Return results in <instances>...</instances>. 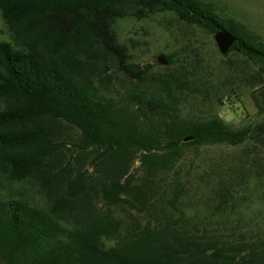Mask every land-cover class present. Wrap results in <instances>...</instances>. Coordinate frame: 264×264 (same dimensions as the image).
Masks as SVG:
<instances>
[{
	"label": "trees",
	"instance_id": "trees-1",
	"mask_svg": "<svg viewBox=\"0 0 264 264\" xmlns=\"http://www.w3.org/2000/svg\"><path fill=\"white\" fill-rule=\"evenodd\" d=\"M165 11L208 33L236 36L228 52L250 60L261 77L252 93L255 119L233 125L218 111L190 113L175 98L172 86L180 80L173 72L138 87L125 103L93 86L92 75L109 62L140 83L146 79L128 61L113 22ZM0 16L11 37L0 40V264H264V231L247 235L236 225L213 224L211 217L195 219L166 207L156 191L144 223L125 225L99 213L82 167L94 153L90 163L101 178L100 191L119 204L128 202L124 178L137 153L151 174L169 169L184 146L264 138L259 34L203 0H0ZM226 97L215 94L219 105ZM66 127L75 130L79 149L73 178L62 166ZM188 135L193 137L184 141ZM26 181L41 185L43 203L17 190ZM148 194H140L143 201Z\"/></svg>",
	"mask_w": 264,
	"mask_h": 264
},
{
	"label": "rangeland",
	"instance_id": "rangeland-1",
	"mask_svg": "<svg viewBox=\"0 0 264 264\" xmlns=\"http://www.w3.org/2000/svg\"><path fill=\"white\" fill-rule=\"evenodd\" d=\"M203 1L212 3L223 16L246 24L264 40V0ZM113 28L127 51L128 61L138 64L146 79L140 83L116 63L109 62L92 75L93 86L100 93L125 103L138 87L153 84L156 77L173 72L180 80L178 86L176 83L172 86L175 98L190 113L212 115L218 111L233 125L256 118L257 107L252 93L262 85L256 66L237 52L222 54L213 34L178 20L168 11L148 18H118L113 22ZM0 40L11 41L1 16ZM161 54L170 60L166 58L165 64L159 63L157 57ZM219 93L227 96L225 105L218 104L215 94ZM236 104L243 107L239 110ZM75 136V130L68 127L61 135L64 143L62 166L71 170V178L76 175L79 155V149L73 145ZM138 155L131 163L130 174L124 178L130 183V194L122 196L128 202L119 204L104 198L100 191L101 178L96 166L90 163L94 153L86 155L82 162L83 169H87L85 188L91 189L92 204L99 213L119 217L125 225L144 223L149 217V201L156 191L166 207L184 211L195 219L211 217L213 224L236 225L247 235L264 231V138L254 135L237 145L184 146L169 169H157L151 174ZM103 167L105 169V164L98 166ZM150 178L152 183L148 181ZM40 187L34 181L16 185L23 195L43 203ZM147 192L144 202L140 194ZM169 201H174L175 206L172 207Z\"/></svg>",
	"mask_w": 264,
	"mask_h": 264
},
{
	"label": "water",
	"instance_id": "water-1",
	"mask_svg": "<svg viewBox=\"0 0 264 264\" xmlns=\"http://www.w3.org/2000/svg\"><path fill=\"white\" fill-rule=\"evenodd\" d=\"M213 38L217 44L219 51L222 54H226L233 42L236 40V36L227 30H218L213 34ZM157 61L161 64H165L167 62L165 55L161 54L157 57ZM193 136L188 135L183 138L184 141L191 139Z\"/></svg>",
	"mask_w": 264,
	"mask_h": 264
}]
</instances>
